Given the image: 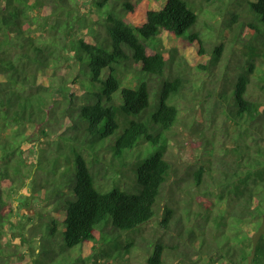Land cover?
<instances>
[{
  "label": "trees",
  "instance_id": "16d2710c",
  "mask_svg": "<svg viewBox=\"0 0 264 264\" xmlns=\"http://www.w3.org/2000/svg\"><path fill=\"white\" fill-rule=\"evenodd\" d=\"M237 3L234 74H215L224 44L198 63L213 136L188 169L193 191L169 190L158 217L193 76L178 46L204 50L192 1L0 0V264L120 262L153 221L146 264H264V234L249 263L264 216V0ZM39 204L49 227L28 214Z\"/></svg>",
  "mask_w": 264,
  "mask_h": 264
},
{
  "label": "rangeland",
  "instance_id": "374dc122",
  "mask_svg": "<svg viewBox=\"0 0 264 264\" xmlns=\"http://www.w3.org/2000/svg\"><path fill=\"white\" fill-rule=\"evenodd\" d=\"M195 6V10L199 13V22H198V29H199V37L203 41L204 50L203 53H199V48L194 45L189 48H182L180 45V54L178 53L177 56H181L183 60H185L186 66H188V71L191 72L192 80L191 83L187 85L186 93L188 94L187 98L183 99L182 102V116L183 121L180 123L174 131L172 135V139L169 141L167 150L168 156L167 159L173 164V174L170 177L168 182V186L165 188V192L163 193L164 198L160 200L159 209H158V217L162 212L164 205L168 203V191L174 190L176 195L174 196V200L181 201L184 199V193L187 194L188 191L192 190L188 187V181L186 180L189 178L187 176L188 169L191 165L195 164L199 158V152L202 150V143L204 141L205 136L212 138V130L209 128V123L207 122V118L201 120L202 116H205V107L207 106V102L209 98H205L206 88L207 86H213L214 81L210 79L208 70L199 69L198 63H206L210 58L213 56V51L215 47L224 44L225 52L223 58L219 61V64L215 68V74H218L217 71L220 69H224L227 67L228 71L232 74L234 72L232 69L236 66L237 62L239 61L238 55L235 53L233 54L232 51L235 50L239 53V50L236 46L229 45V40L232 37V30L229 25L235 26V22H232L230 19L229 12H237L240 18H246L247 14L245 10L244 3L238 4L239 0H191ZM220 6V7H219ZM229 11V12H228ZM243 36L250 37L252 34L251 30L244 29ZM161 45L164 47L165 43L168 41L166 37L161 36L159 38ZM160 47V46H159ZM176 47V46H175ZM220 67V69H218ZM126 72H134V70H127ZM104 75L102 74V77ZM208 77V78H207ZM80 85H84L79 83ZM75 89V88H74ZM61 88H56L54 90L55 97H59ZM38 128L30 127L26 130L27 136H36ZM173 133V132H172ZM215 138V137H213ZM39 146V145H37ZM64 147V145H63ZM33 153V152H32ZM40 154H31L29 157V164L37 159ZM73 166L75 169V158L73 154ZM186 175V176H185ZM185 177V179H184ZM130 179V178H129ZM131 182V181H130ZM109 180L106 179L102 181V185H108ZM176 184H179L180 188L177 190ZM97 188V187H96ZM98 190V188H97ZM193 191V190H192ZM133 193V192H129ZM40 205V206H39ZM34 207L33 210L28 212L29 216L31 217L32 221L35 224L41 223L49 227V224H46V218H40L38 215L37 210H49L50 205L47 204H39ZM27 211V210H26ZM20 213V212H19ZM24 210L21 211L20 215L24 216ZM24 218V217H23ZM22 218V219H23ZM19 219V218H18ZM18 219L15 221H18ZM23 219V222L26 224L22 225L19 232L23 233L24 236L29 237L30 245L37 248L40 240L39 237L33 236L31 231H28V221ZM159 218H157L158 220ZM156 220V221H157ZM155 226V221L150 223L147 226L145 232V239L138 238L136 240L137 246L134 249H131V254L129 255L128 252L126 254L124 246L122 247V256H124L123 261H114V260H98L101 264H146V259L149 254L148 250V242L151 241L152 233L149 230L150 226ZM37 227V226H36ZM43 227V226H42ZM51 227V226H50ZM49 232V230H47ZM140 236V235H137ZM124 237L123 239H125ZM17 242H20L17 240ZM27 245H23V250L25 251V247H29ZM127 255V256H126ZM127 260V261H126Z\"/></svg>",
  "mask_w": 264,
  "mask_h": 264
},
{
  "label": "water",
  "instance_id": "95a60500",
  "mask_svg": "<svg viewBox=\"0 0 264 264\" xmlns=\"http://www.w3.org/2000/svg\"><path fill=\"white\" fill-rule=\"evenodd\" d=\"M263 234H264V216L262 218L261 225L258 227V229L252 235V254L249 258V263L251 262L252 258L254 257V253H255L257 243L259 242V240Z\"/></svg>",
  "mask_w": 264,
  "mask_h": 264
}]
</instances>
